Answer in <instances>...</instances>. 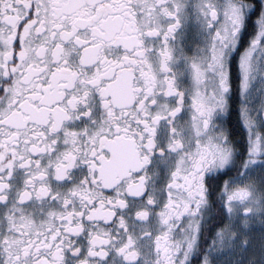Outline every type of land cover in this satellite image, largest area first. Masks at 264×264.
<instances>
[{
  "label": "snow or ice",
  "instance_id": "1",
  "mask_svg": "<svg viewBox=\"0 0 264 264\" xmlns=\"http://www.w3.org/2000/svg\"><path fill=\"white\" fill-rule=\"evenodd\" d=\"M0 264H264V0H0Z\"/></svg>",
  "mask_w": 264,
  "mask_h": 264
}]
</instances>
